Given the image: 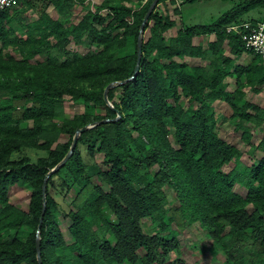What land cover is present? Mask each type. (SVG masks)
I'll return each instance as SVG.
<instances>
[{
  "label": "trees",
  "instance_id": "obj_1",
  "mask_svg": "<svg viewBox=\"0 0 264 264\" xmlns=\"http://www.w3.org/2000/svg\"><path fill=\"white\" fill-rule=\"evenodd\" d=\"M87 1L17 0V7L0 11V264H37L45 173L66 154L75 130L116 113L118 120L81 133L69 159L47 179L40 264H185L177 233L194 223L221 251L223 264H264V106L245 99V90L264 91V59L224 31L252 10L261 17L248 22H264V0H238L210 24L178 28L170 13L179 19V6L158 0L144 26L138 72L107 92L112 109L102 100L103 90L132 75L138 26L152 0H115L72 22ZM34 4L52 6L57 18ZM29 13L36 17L26 22ZM195 37L203 43L194 45ZM128 39L132 48L115 55ZM244 57H250L245 64ZM65 99L81 113L65 112ZM216 102L229 110L227 121L240 140L261 153L252 165H242L238 149L219 137ZM254 132L261 136L253 146ZM79 146L90 159L103 158L95 182ZM24 149L43 155L34 162L12 159ZM60 172L76 189L62 214L69 222L68 245L50 194ZM17 184L29 189L26 210L8 201ZM235 185L243 196L233 191ZM166 187L176 208H167ZM145 218L151 233L141 222Z\"/></svg>",
  "mask_w": 264,
  "mask_h": 264
},
{
  "label": "rangeland",
  "instance_id": "obj_2",
  "mask_svg": "<svg viewBox=\"0 0 264 264\" xmlns=\"http://www.w3.org/2000/svg\"><path fill=\"white\" fill-rule=\"evenodd\" d=\"M167 0L165 4H168ZM174 0L175 4L179 6V19L177 16H174L170 13V19L174 20L176 24V28L179 26L181 27H190L194 25H207L215 21L220 15L225 13L229 10L234 3L238 0ZM115 0H88L85 2V7L81 11L79 10L76 14L73 13L72 17L70 18L72 22L78 21L80 16L85 12V10L89 9L91 11L94 10L95 7L103 4L114 5ZM35 9H40L41 4H34ZM169 12H171V7L167 6ZM44 9L47 14L52 18L56 19L57 14L55 9L52 6H47ZM259 10H252L244 14L241 19L244 21L248 20H257L261 16L258 15ZM35 15L30 17L27 15L26 22L35 19ZM13 30L18 36H22V30L18 28L16 25H11ZM172 32L167 33L165 36H169ZM145 35V34H144ZM143 36V33H142ZM127 47L121 50L119 53H115V55H124L129 49L132 48V39H128ZM68 48L73 50L79 54H84L86 49L84 47H74L69 45ZM250 57H244L241 59L240 62L245 64ZM195 63V62H194ZM263 92L258 94H252L249 91L245 90V99L254 103L258 106H264V97ZM119 90L114 92L115 98L118 96ZM182 104L185 105V102L182 101ZM63 110L68 113L78 114L81 113V108L76 105H72L68 99H65L63 104ZM213 111L215 115V120L218 125V135L221 139L229 142L233 146H235L239 153L240 158L239 161L242 165L250 166L256 160H258L261 156V153L253 148L252 146L245 145L240 140V132L235 131L233 126L230 125L227 121V116L229 115V110L224 106L222 103L216 102L213 104ZM262 129L264 130V123L262 124ZM168 141L171 145L173 144L172 141V129L168 128ZM261 134L259 132H254L252 138L250 140L251 144L254 146L257 143V140L260 138ZM79 154L82 160V163L88 166V171L91 177V181L95 182L94 174L99 171L103 170V158L101 155H95L93 159H90L83 147H78ZM43 153L40 151L35 150H21L20 152L14 153L12 155V159H19V158H27L30 162H34L36 158L42 156ZM233 166V163H230L227 166L223 167L224 171H228ZM151 172H154L156 168L151 167ZM52 189H50V194L54 198L57 204V211L59 217L56 219V223L58 229L61 233V237L63 242L68 245L70 244L71 240L67 233V226L69 222L67 219L62 217L63 212H66L70 207V202L74 196L75 188L70 185V181L65 172H60L59 175L53 178L52 180ZM233 191L240 195H244V190L235 185L233 187ZM165 195L167 197L168 205L167 208L172 209L176 208L177 201L173 197L172 192L169 188H165ZM8 201L13 206H16L22 210H26L28 197H29V189L22 184H17L11 187L8 191ZM250 211V208H247ZM104 215L106 218L112 223L114 220L112 216L108 213V211L104 210ZM143 226L148 230L149 233L152 231L150 230V221L145 218L142 221ZM177 240L180 246V258L184 261L185 264H223V254L221 251L212 246V242L206 237L205 231L201 230L197 223L192 225H184L183 229L177 233ZM143 252L138 251V256H142Z\"/></svg>",
  "mask_w": 264,
  "mask_h": 264
},
{
  "label": "water",
  "instance_id": "obj_3",
  "mask_svg": "<svg viewBox=\"0 0 264 264\" xmlns=\"http://www.w3.org/2000/svg\"><path fill=\"white\" fill-rule=\"evenodd\" d=\"M157 1L158 0H152L151 3L149 4L145 14L143 15L142 19H141V22L138 26V30H137V37H136V44H135V47H136V50H135V64H134V68H133V73L132 75L123 80V81H120V82H112V83H109L103 90V94H102V100L104 102V104L109 107L110 109H112L110 103L108 102V99H107V92L111 89H113L114 87H117V86H120L128 81H130L134 76L135 74L138 72V68H139V64H140V59H141V39H142V33H143V30H144V26L145 24L147 23V20L150 16V14L152 13L155 5L157 4ZM119 116L118 114L116 113V116L115 118L113 119H105V120H100L98 122H95L93 124H90V125H86V126H83L77 130H75L72 138H71V142H70V145H69V148L66 152V154L63 156V158L56 164L54 165L51 169H49L44 177H43V180H42V183H41V188H40V192H41V211H40V216H39V219H38V224L36 226V231H35V254H36V262L37 264H40V259H39V237H38V231H39V228H40V224H41V221H42V216H43V212H44V203H45V200H44V197H45V185H46V181L47 179L53 175L54 173H56L62 166L63 164L69 159V157L71 156L72 154V150L75 146V143L77 141V138L79 137V135L83 132H85L86 130H89L95 126H98V125H101V124H105V123H108V122H114L116 120H118Z\"/></svg>",
  "mask_w": 264,
  "mask_h": 264
},
{
  "label": "built area",
  "instance_id": "obj_4",
  "mask_svg": "<svg viewBox=\"0 0 264 264\" xmlns=\"http://www.w3.org/2000/svg\"><path fill=\"white\" fill-rule=\"evenodd\" d=\"M17 7V0H0V11ZM225 33L239 37L246 50L264 59V22L244 21L224 28Z\"/></svg>",
  "mask_w": 264,
  "mask_h": 264
},
{
  "label": "crops",
  "instance_id": "obj_5",
  "mask_svg": "<svg viewBox=\"0 0 264 264\" xmlns=\"http://www.w3.org/2000/svg\"><path fill=\"white\" fill-rule=\"evenodd\" d=\"M243 21H244V20H243ZM209 38L211 39L212 36H209ZM192 43H193L194 45H200V44L203 43V38H202V37H195V38L192 39ZM193 61L195 62L196 60H193Z\"/></svg>",
  "mask_w": 264,
  "mask_h": 264
}]
</instances>
